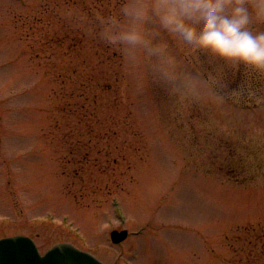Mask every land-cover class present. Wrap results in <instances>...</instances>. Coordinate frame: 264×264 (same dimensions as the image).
Returning a JSON list of instances; mask_svg holds the SVG:
<instances>
[{
  "label": "rangeland",
  "instance_id": "1",
  "mask_svg": "<svg viewBox=\"0 0 264 264\" xmlns=\"http://www.w3.org/2000/svg\"><path fill=\"white\" fill-rule=\"evenodd\" d=\"M118 3L0 0V238L105 264H264V87L230 99L249 67L204 52L184 59L204 96L137 86L80 19Z\"/></svg>",
  "mask_w": 264,
  "mask_h": 264
},
{
  "label": "clouds",
  "instance_id": "2",
  "mask_svg": "<svg viewBox=\"0 0 264 264\" xmlns=\"http://www.w3.org/2000/svg\"><path fill=\"white\" fill-rule=\"evenodd\" d=\"M80 19L125 55L140 87L204 96L206 83L184 63L201 52L264 72V0H119L109 12Z\"/></svg>",
  "mask_w": 264,
  "mask_h": 264
},
{
  "label": "water",
  "instance_id": "3",
  "mask_svg": "<svg viewBox=\"0 0 264 264\" xmlns=\"http://www.w3.org/2000/svg\"><path fill=\"white\" fill-rule=\"evenodd\" d=\"M128 231L114 229L110 236L119 243ZM0 264H104L92 254L76 248L68 242L53 245L43 255L32 239L25 235H14L0 239Z\"/></svg>",
  "mask_w": 264,
  "mask_h": 264
},
{
  "label": "trees",
  "instance_id": "4",
  "mask_svg": "<svg viewBox=\"0 0 264 264\" xmlns=\"http://www.w3.org/2000/svg\"><path fill=\"white\" fill-rule=\"evenodd\" d=\"M247 73H242L240 76H237L234 79H229L230 89L234 90L237 94L236 96H230L229 98H238L241 96L249 100L251 94L256 92L258 95V90L263 89L264 87V72H257L249 68L246 70Z\"/></svg>",
  "mask_w": 264,
  "mask_h": 264
}]
</instances>
